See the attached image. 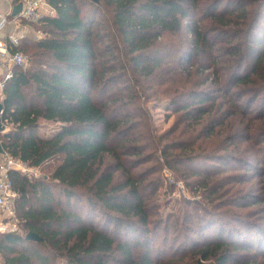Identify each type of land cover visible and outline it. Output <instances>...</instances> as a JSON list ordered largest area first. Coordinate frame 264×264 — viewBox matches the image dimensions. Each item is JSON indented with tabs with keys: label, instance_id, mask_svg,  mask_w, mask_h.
Here are the masks:
<instances>
[{
	"label": "trees",
	"instance_id": "1",
	"mask_svg": "<svg viewBox=\"0 0 264 264\" xmlns=\"http://www.w3.org/2000/svg\"><path fill=\"white\" fill-rule=\"evenodd\" d=\"M46 1L0 140L55 166L11 173L24 233L0 234V264H264V0ZM165 100L161 134L148 105ZM165 167L199 194L166 217Z\"/></svg>",
	"mask_w": 264,
	"mask_h": 264
},
{
	"label": "built area",
	"instance_id": "2",
	"mask_svg": "<svg viewBox=\"0 0 264 264\" xmlns=\"http://www.w3.org/2000/svg\"><path fill=\"white\" fill-rule=\"evenodd\" d=\"M21 1L23 8L15 17L16 20L39 25L44 18L54 14V10L46 0ZM10 14L0 13V30L9 24ZM35 35L42 37L43 33L36 31ZM26 37V34H12L5 39L0 38V101L4 99L6 83L13 78L14 68H23L26 65L25 55L20 48L21 41ZM7 128L8 126L5 124L2 133L7 132ZM33 168L5 150L0 154V234L21 232L15 209L17 193L14 189L11 173L20 172L28 175L34 171Z\"/></svg>",
	"mask_w": 264,
	"mask_h": 264
},
{
	"label": "rangeland",
	"instance_id": "3",
	"mask_svg": "<svg viewBox=\"0 0 264 264\" xmlns=\"http://www.w3.org/2000/svg\"><path fill=\"white\" fill-rule=\"evenodd\" d=\"M24 24V23H23ZM25 26H28L29 24H24ZM30 30L32 31L30 36L33 37L34 33L33 31L36 29L35 25L28 26ZM29 36V35H28ZM27 36V37H28ZM26 37V38H27ZM23 51V50H22ZM25 59H26V65L23 67V69L27 68L29 66V54L28 52H24ZM157 102V100L155 101ZM154 103H150L148 105L149 108H152V114L154 115L156 126L158 133H164L167 130H170L174 128L175 122L177 120V115H175L172 110L174 107L168 106L169 101H162L159 102L158 105H153ZM154 106V107H153ZM11 126H8L7 130L10 129ZM60 125L58 123L54 122H48V121H41L39 126V133L41 136L49 138L51 137L58 129ZM153 164V163H151ZM150 164V165H151ZM55 166V161L49 162L46 165H44L42 168H33V172L29 173L27 176L29 178H39L46 176L52 172V169ZM231 171V170H229ZM240 172V171H238ZM159 174V173H158ZM160 176H162L163 181V187L159 192L158 196V204L161 206V212L166 217L169 214H176L178 210L181 208H184L183 203H181L182 199L185 198H194L198 197L199 194H196L194 191H192L190 188H187L184 181L180 178L179 173L172 171V169L165 167L161 172ZM258 181V180H257ZM244 187V185H243ZM185 208H191L185 207ZM236 212H241L243 215L246 214L249 209H232ZM251 210V209H250ZM257 212H260L257 217L264 220V209H258ZM19 221V220H18ZM20 226V225H19ZM22 234L24 233L21 231ZM181 256L182 253H179ZM171 257L175 258V261H179L181 263L179 264H191V260H185L181 261L178 260L179 257H176L174 255H171ZM0 257V262L1 261Z\"/></svg>",
	"mask_w": 264,
	"mask_h": 264
},
{
	"label": "crops",
	"instance_id": "4",
	"mask_svg": "<svg viewBox=\"0 0 264 264\" xmlns=\"http://www.w3.org/2000/svg\"><path fill=\"white\" fill-rule=\"evenodd\" d=\"M19 3H22L21 0H0V13L2 14H9L10 22L9 24L3 29L0 30V38L5 39L9 35H23L26 34L27 36L31 34V30L28 27L29 25L34 26V24H30L27 22L16 20L14 16H12V12L15 6H17ZM55 15V11L53 16ZM29 24L28 26H25L24 24ZM35 30L33 33L35 34Z\"/></svg>",
	"mask_w": 264,
	"mask_h": 264
},
{
	"label": "water",
	"instance_id": "5",
	"mask_svg": "<svg viewBox=\"0 0 264 264\" xmlns=\"http://www.w3.org/2000/svg\"><path fill=\"white\" fill-rule=\"evenodd\" d=\"M93 1L97 2L98 0H93ZM22 8H23L22 3H19L17 6H15L12 12V16L14 17L17 16L21 12ZM2 112H3V101H0V135L4 130V124L2 121ZM3 152H4V149L2 147L1 140H0V154H2ZM27 238H36V236L34 234L29 233L27 235Z\"/></svg>",
	"mask_w": 264,
	"mask_h": 264
}]
</instances>
